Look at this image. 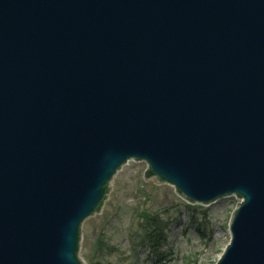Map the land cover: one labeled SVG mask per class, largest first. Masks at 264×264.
I'll use <instances>...</instances> for the list:
<instances>
[{"label": "water", "instance_id": "obj_1", "mask_svg": "<svg viewBox=\"0 0 264 264\" xmlns=\"http://www.w3.org/2000/svg\"><path fill=\"white\" fill-rule=\"evenodd\" d=\"M131 159L264 264V0H0V264H84Z\"/></svg>", "mask_w": 264, "mask_h": 264}, {"label": "rangeland", "instance_id": "obj_2", "mask_svg": "<svg viewBox=\"0 0 264 264\" xmlns=\"http://www.w3.org/2000/svg\"><path fill=\"white\" fill-rule=\"evenodd\" d=\"M146 168L145 162L130 160L114 175L101 210L81 225L80 259L84 264H215L229 243L237 199L190 208L172 185L144 180ZM158 218L164 240L154 250L140 233L142 224Z\"/></svg>", "mask_w": 264, "mask_h": 264}, {"label": "trees", "instance_id": "obj_3", "mask_svg": "<svg viewBox=\"0 0 264 264\" xmlns=\"http://www.w3.org/2000/svg\"><path fill=\"white\" fill-rule=\"evenodd\" d=\"M147 224H150L147 226ZM160 224V218H158L155 221H146V223L142 224L143 228H141V231H143V235L140 233V237L143 239H146V241L150 244V247L152 249H156L157 247H160L161 242L164 240V238L161 236V224Z\"/></svg>", "mask_w": 264, "mask_h": 264}]
</instances>
